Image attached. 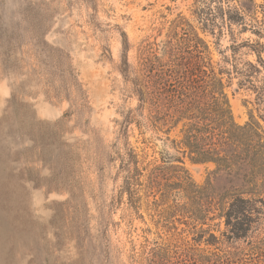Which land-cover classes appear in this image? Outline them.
<instances>
[{"label": "rangeland", "instance_id": "obj_1", "mask_svg": "<svg viewBox=\"0 0 264 264\" xmlns=\"http://www.w3.org/2000/svg\"><path fill=\"white\" fill-rule=\"evenodd\" d=\"M235 1L0 0V264H146L163 244L180 264H215L227 252L251 264L242 241L223 240L215 211L194 225L190 205L160 222L144 199L130 203L118 157L126 146L146 161L181 156L144 121L142 134L122 127L138 106L124 62L135 68L144 49L161 46L178 16L222 71L234 121L263 113L235 71L250 63L254 85L264 80V0ZM183 162L204 186L214 165Z\"/></svg>", "mask_w": 264, "mask_h": 264}, {"label": "trees", "instance_id": "obj_2", "mask_svg": "<svg viewBox=\"0 0 264 264\" xmlns=\"http://www.w3.org/2000/svg\"><path fill=\"white\" fill-rule=\"evenodd\" d=\"M207 51L192 26L178 16L171 21L161 46L144 49L135 68L124 62L122 74L132 85L138 106L124 118L123 131L135 124L142 134L144 121L156 140L169 142L181 156L157 151L158 160L146 161L126 146L118 155L126 174L123 191L130 203L144 199L146 211L160 222L180 216L190 205L195 206L188 217L194 225L215 211L225 227L223 240L242 241L250 252L251 264H264V80L254 85L251 74L260 71L250 63L249 72L235 71L256 93L258 111L263 112L258 119L251 112L248 122L238 125L220 77L222 71L216 73L206 61ZM178 128L177 139L169 140ZM184 159L214 165L204 186L192 180ZM178 197L187 203L169 205ZM209 237L217 242L212 234ZM146 254V264L183 262L171 244L155 245ZM213 257L215 264L246 263L244 258L235 259L232 252L223 258Z\"/></svg>", "mask_w": 264, "mask_h": 264}]
</instances>
